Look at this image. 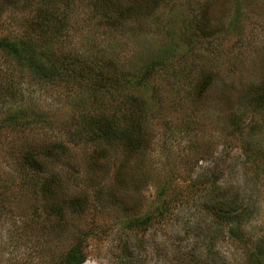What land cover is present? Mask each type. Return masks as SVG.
Masks as SVG:
<instances>
[{"label": "rangeland", "instance_id": "rangeland-1", "mask_svg": "<svg viewBox=\"0 0 264 264\" xmlns=\"http://www.w3.org/2000/svg\"><path fill=\"white\" fill-rule=\"evenodd\" d=\"M0 39L38 54L0 50V264H264V0H0Z\"/></svg>", "mask_w": 264, "mask_h": 264}, {"label": "trees", "instance_id": "trees-1", "mask_svg": "<svg viewBox=\"0 0 264 264\" xmlns=\"http://www.w3.org/2000/svg\"><path fill=\"white\" fill-rule=\"evenodd\" d=\"M43 21H41L42 23ZM0 50H3L13 56H18L20 59H38L37 53L34 49L33 44L27 39H23L20 41V39L16 40H10V39H0ZM75 58V57H73ZM77 59V58H75ZM31 62V61H30ZM34 71L47 78L52 72V68L50 65H44L42 62H39L37 64H33ZM134 117H129V115H125L124 119L121 120L114 116H107V115H99V116H92L90 119H88V128L85 132L86 141L90 140H96V139H103L105 140L106 144H115V143H121L125 142L124 145H128L127 142H131L133 147L137 144H140V141L135 139L139 135V130L137 128L134 129V124L137 123L133 119ZM235 130H239V127L235 126V129L232 130V132H235ZM134 135L135 137H131ZM125 139H131L129 141H123ZM121 141V142H120ZM139 141V142H138ZM104 142V143H105ZM243 148L246 153H250L253 149L252 146L253 143L251 141H246L243 143ZM35 152H32L34 154ZM37 155L33 156L31 155L30 159L31 162H34L36 164H39L38 161H36ZM254 153H250L248 156H246L243 159V162H241L243 167H246L247 164L253 163ZM39 166V165H38ZM36 168H39V167ZM210 177H205V179L200 178V185H204L206 182H208ZM213 183L216 185V181H213ZM232 201L228 202V199L220 198L219 195L213 196L211 194V198H207L206 201H204L201 204V209L207 214L212 215L214 219V227L216 228H222V226H227L228 230L231 233V235L238 237L240 239V224L236 222L237 211L236 209H232L231 207ZM168 205H166V208ZM233 216L235 220L233 219ZM149 221L147 218L143 220H133L131 224H129V228H133L136 226H141L147 224ZM84 254L81 252V250L76 246L70 249L67 254L64 256V258L57 264H82L84 262Z\"/></svg>", "mask_w": 264, "mask_h": 264}]
</instances>
